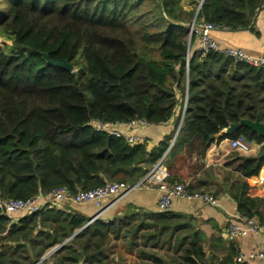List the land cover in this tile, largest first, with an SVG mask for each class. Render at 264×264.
I'll list each match as a JSON object with an SVG mask.
<instances>
[{
	"label": "trees",
	"instance_id": "1",
	"mask_svg": "<svg viewBox=\"0 0 264 264\" xmlns=\"http://www.w3.org/2000/svg\"><path fill=\"white\" fill-rule=\"evenodd\" d=\"M263 6L264 0H204L196 17L181 0L3 1L0 36L12 45L9 52L0 48V199L136 184L164 157L176 131L150 150L147 141L130 144L90 122L161 125L178 111L181 118L187 100L166 158L240 136L260 145L257 156L238 157L230 195L240 215L263 225L264 200L252 196L248 180L264 168V137L247 126L211 137L242 121L264 124V67L192 51L195 39L189 41L195 18L247 30ZM146 218L129 212L96 219L39 264H113L118 241L148 264H207L202 233L169 212ZM87 222L54 204L11 221L0 206V264H36Z\"/></svg>",
	"mask_w": 264,
	"mask_h": 264
},
{
	"label": "crops",
	"instance_id": "2",
	"mask_svg": "<svg viewBox=\"0 0 264 264\" xmlns=\"http://www.w3.org/2000/svg\"><path fill=\"white\" fill-rule=\"evenodd\" d=\"M195 1L197 0H181V4L185 9H193L192 5ZM212 36L222 47L240 48L256 56L264 55V6L257 12L252 28L240 31L216 29L212 32ZM195 50L197 48L194 44L192 51ZM183 119L184 114L179 118L178 111L174 118L161 125L129 127L127 124H120L115 128L125 135L143 138L148 143V149L151 150L167 136L173 135L175 131L177 133L182 126ZM260 147L254 144L253 150L245 153L232 149L230 139L216 140L205 152L195 150L190 153L186 147H182L175 156L164 160L163 165L169 173L166 180L168 185L185 184L191 191L207 193L218 200L217 206H211L194 200L174 198L170 211H167L181 224L189 225L203 234L206 240L207 264H222L229 259L232 249L236 250V254L231 261L229 260L230 264H264V261L260 259L246 260L243 263L236 261L241 254L249 255L261 250L264 244V224L261 225L263 230L260 233L246 237L230 238L225 232L226 228L236 220V216L240 215L237 204L230 195V186L239 178L234 170L238 164L237 159L238 157L257 156L260 153ZM259 174L264 177L263 172L260 171ZM248 183L251 186L252 196L264 200V185L257 183V177L249 179ZM161 195L162 192L157 187L138 188L103 214H100V209L94 204L60 205L58 207H71L77 214L86 218L87 223L95 218L109 222L129 212L147 215L146 219H153L149 217L163 213L159 209ZM260 211L264 216V207H261ZM22 216L15 219L18 220Z\"/></svg>",
	"mask_w": 264,
	"mask_h": 264
},
{
	"label": "built area",
	"instance_id": "3",
	"mask_svg": "<svg viewBox=\"0 0 264 264\" xmlns=\"http://www.w3.org/2000/svg\"><path fill=\"white\" fill-rule=\"evenodd\" d=\"M203 2L204 0L199 1L197 11L200 10ZM216 29L217 27L211 23H207L204 21L197 22L196 20H194V22L189 25V41L194 38V44L197 50L203 53L214 52L223 55L226 58H231L235 61L243 62L253 67H264V55L256 56L249 54L240 48L220 46L212 36V32ZM186 107L187 100L184 105L183 114H185ZM126 124L129 127L150 125L144 120H134ZM90 125H92L96 131L107 132L116 136L122 135L130 144L144 142V139L141 137L125 135L116 130L115 127L119 126L120 124H106L102 122L91 121ZM176 137L177 136H175L164 157L151 168V170L140 182L134 185H130L125 182H108L96 189L79 191L74 195H70L65 188H59L50 192L49 194L36 196L27 200L0 199V206L3 208L5 214L11 219V221H14V219L20 215L38 213L43 207L48 204H54L57 206L68 204H94L96 207H98V209H100V214H103L106 211L110 210L114 205H117L118 202L127 194L142 187L146 189L157 187L162 192L159 201V209L162 212L170 211L172 200L174 198L194 200L203 204L217 206L218 200L213 195L191 191L185 184L168 185L166 183V180L169 177V173L167 172L163 163L170 149L174 145ZM230 145L234 150L249 153L253 150L254 143L248 141L245 137L240 136L234 139H230ZM261 172L264 173V168H262ZM257 183L259 185H264V177L262 176V174H259V176L257 177ZM95 220L96 218L92 219L89 224H91ZM262 230L263 229L261 225L255 219H248L242 215H238L236 216V220L226 228L225 232L226 235L230 238H236L246 237L250 234H258ZM254 259H260L264 261V244L262 245V248L259 252L251 253L249 255L241 254L238 256L236 261L237 263H243L246 260Z\"/></svg>",
	"mask_w": 264,
	"mask_h": 264
},
{
	"label": "rangeland",
	"instance_id": "4",
	"mask_svg": "<svg viewBox=\"0 0 264 264\" xmlns=\"http://www.w3.org/2000/svg\"><path fill=\"white\" fill-rule=\"evenodd\" d=\"M3 1L5 0H0V5H2ZM199 1L200 0L195 1L194 5H192V7L194 6L196 8V10L198 8ZM11 45H12L11 41L0 36L1 49H3L6 52H9ZM114 245H115L114 253L111 254V257H113V260L115 261L113 264H148V262L142 256H139L140 255L139 250H134V252H130L127 248V245L123 241H118ZM58 246H55L54 248L50 249L47 253H51ZM165 252L168 253V250L165 249L161 253L165 254ZM172 253L173 252H170V254Z\"/></svg>",
	"mask_w": 264,
	"mask_h": 264
},
{
	"label": "water",
	"instance_id": "5",
	"mask_svg": "<svg viewBox=\"0 0 264 264\" xmlns=\"http://www.w3.org/2000/svg\"><path fill=\"white\" fill-rule=\"evenodd\" d=\"M199 11H197L196 13V17H197V14H198ZM196 20V18H195ZM52 65L56 66V67H63V68H66L67 70H70L72 71V66L67 63V62H61V63H52L50 62ZM242 126H247L249 127L250 129H252L253 131L257 132L260 136H263L264 137V124L259 122V121H255V122H252V121H242L238 124H231L227 129L223 130L222 132L216 134L215 136H212L211 137V140L215 139V138H221L223 137L224 135H231V134H234L237 130H239ZM180 129H178L177 133H176V136L178 135ZM261 157H264V152L262 153ZM89 225V223H86L85 226L76 231L72 237H70L67 241H65L62 245H59L58 247H56V249H54L51 253H49L48 255H46L45 257H43V259L36 263V264H39L41 263L42 261H44L46 258H48L49 256H51L54 252H56L58 250V248L62 247L65 243H67L68 241H70L73 237H75L76 235H78L83 229H85L87 226Z\"/></svg>",
	"mask_w": 264,
	"mask_h": 264
}]
</instances>
